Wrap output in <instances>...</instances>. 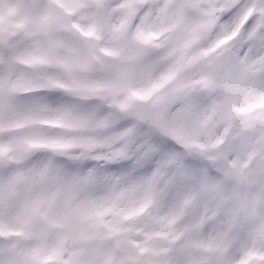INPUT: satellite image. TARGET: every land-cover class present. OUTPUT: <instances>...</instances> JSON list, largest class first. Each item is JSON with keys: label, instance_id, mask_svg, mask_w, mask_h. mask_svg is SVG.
Here are the masks:
<instances>
[{"label": "snow or ice", "instance_id": "6c2138e0", "mask_svg": "<svg viewBox=\"0 0 264 264\" xmlns=\"http://www.w3.org/2000/svg\"><path fill=\"white\" fill-rule=\"evenodd\" d=\"M191 6L202 43L174 0L0 36V264H264V0Z\"/></svg>", "mask_w": 264, "mask_h": 264}, {"label": "rangeland", "instance_id": "374dc122", "mask_svg": "<svg viewBox=\"0 0 264 264\" xmlns=\"http://www.w3.org/2000/svg\"><path fill=\"white\" fill-rule=\"evenodd\" d=\"M37 0H0V36L13 37L20 33L30 23L33 7ZM183 9L184 22L190 33L199 30L210 32V26L204 22L202 16L191 6V0H174ZM199 36L193 37L194 43L199 42ZM224 42L217 43L210 51L222 47Z\"/></svg>", "mask_w": 264, "mask_h": 264}, {"label": "water", "instance_id": "95a60500", "mask_svg": "<svg viewBox=\"0 0 264 264\" xmlns=\"http://www.w3.org/2000/svg\"><path fill=\"white\" fill-rule=\"evenodd\" d=\"M207 34H208V32H206V33L204 34L202 41H203L204 39L207 38Z\"/></svg>", "mask_w": 264, "mask_h": 264}, {"label": "clouds", "instance_id": "9594fccd", "mask_svg": "<svg viewBox=\"0 0 264 264\" xmlns=\"http://www.w3.org/2000/svg\"><path fill=\"white\" fill-rule=\"evenodd\" d=\"M227 41H225V43H226Z\"/></svg>", "mask_w": 264, "mask_h": 264}]
</instances>
